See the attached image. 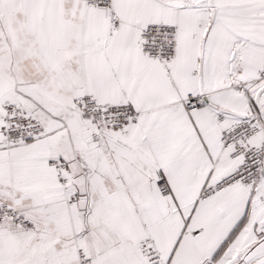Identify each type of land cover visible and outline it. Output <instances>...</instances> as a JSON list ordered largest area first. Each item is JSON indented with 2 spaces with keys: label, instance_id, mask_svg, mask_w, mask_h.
Segmentation results:
<instances>
[{
  "label": "snow or ice",
  "instance_id": "1",
  "mask_svg": "<svg viewBox=\"0 0 264 264\" xmlns=\"http://www.w3.org/2000/svg\"><path fill=\"white\" fill-rule=\"evenodd\" d=\"M0 264H264V0H0Z\"/></svg>",
  "mask_w": 264,
  "mask_h": 264
}]
</instances>
